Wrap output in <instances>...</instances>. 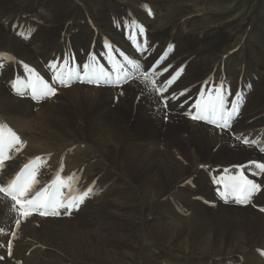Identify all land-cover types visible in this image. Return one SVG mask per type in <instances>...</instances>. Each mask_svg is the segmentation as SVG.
<instances>
[{"label":"bare ground","instance_id":"bare-ground-1","mask_svg":"<svg viewBox=\"0 0 264 264\" xmlns=\"http://www.w3.org/2000/svg\"><path fill=\"white\" fill-rule=\"evenodd\" d=\"M233 2L0 0V122L27 143L0 179L43 156L48 169L39 188L64 161L66 174L79 173L81 186L93 189L70 220L21 218L0 194V264H264V190L241 208L220 204L208 181V171L264 162L242 143L250 136L264 141V0L240 26ZM149 6L155 18L147 16ZM128 18L148 31V67L167 45L173 50L167 65L187 64L173 91L186 94L169 110L144 78L120 89L72 86L60 100L36 105L11 94L9 82L21 70L16 61L43 70L70 47L79 57L103 38L124 47L118 25ZM18 31L34 37L27 42ZM7 54L15 59L7 62ZM204 82L229 83L235 91L252 86L232 132L182 115L187 108L179 105ZM260 180L264 186V174Z\"/></svg>","mask_w":264,"mask_h":264},{"label":"snow or ice","instance_id":"snow-or-ice-1","mask_svg":"<svg viewBox=\"0 0 264 264\" xmlns=\"http://www.w3.org/2000/svg\"><path fill=\"white\" fill-rule=\"evenodd\" d=\"M140 32L143 34L142 28L140 29ZM169 51H171V49H169ZM127 63L136 71L140 70L139 65L132 64L131 61H127ZM95 65L96 58L92 57V64L82 66V74L73 69L71 72L67 73V80L63 78V69H61L60 72L55 74L53 84L58 82L63 86H68L73 75H75V77L82 83L85 82L84 77H88L87 82H93L94 79L105 76L106 74L103 69H97ZM50 67L56 69L57 66L53 64ZM114 70L118 71L119 68ZM140 75L144 77L145 81L150 78V74H146L145 72H140ZM179 75L180 72L173 75L167 81V86H170ZM34 76L35 74L29 70V83L27 87L31 90L33 99L54 96L56 94L55 88L44 83L42 80L37 78L35 82H33ZM122 77L124 82H128L129 79H138L135 72L129 77L127 70L122 73ZM118 84L119 82H117V85ZM37 85H39V87H37ZM12 87L16 90L17 94L21 96L24 95V92L20 91L17 87V83L14 82ZM208 87H211V85H208ZM166 90L167 87L158 91H161V94H163ZM180 95H184V93H181ZM205 95V92H201L198 99L193 102L195 112L190 115V118L194 121L200 120L215 125L217 128L230 129L232 127V121L238 116L239 109L242 107L243 97L239 95L234 96L231 106L229 107L226 97L231 95V93H229L222 85L217 86L214 89V93H207V96L209 97L207 100L205 99ZM178 98V96L174 97V99ZM162 103L167 107V100L162 101ZM0 136H2V138H0V167H2L4 162L9 159L8 152L21 142L14 133L10 132L2 125H0ZM237 138L239 139V137ZM242 143L248 145L250 142L245 138L242 140ZM251 143L255 144L256 142L252 141ZM42 163L44 162L41 161L39 157L30 161L29 164L25 166L24 170H22V172L19 173L11 183L7 186H0V193L3 194V197L10 198L15 202L11 205V208L18 212L19 217L21 218H27L34 212L40 216H57L60 215V209H67L65 215H71L73 210H78L80 204L93 193V189L88 188L82 194H73L65 199V194L61 192L60 189L63 187H69L70 190H74L72 189L73 177L71 176L68 177L67 180H62L58 174L51 184L46 185L43 189L37 192L34 197L24 201L21 200L22 197L27 195L33 184L36 182L37 168L41 166ZM254 167L258 169V171L252 172L250 175L258 176L264 173V163H255ZM62 170L63 169L61 168V171ZM228 186L230 187L231 193L237 204H250L253 195L261 191V186L258 183L248 180L243 174L230 177V183ZM260 211L264 212V208H261ZM21 222V219H16L15 228H19ZM14 235L15 233L13 232V236Z\"/></svg>","mask_w":264,"mask_h":264},{"label":"rangeland","instance_id":"rangeland-1","mask_svg":"<svg viewBox=\"0 0 264 264\" xmlns=\"http://www.w3.org/2000/svg\"><path fill=\"white\" fill-rule=\"evenodd\" d=\"M260 0H234L233 5H235V13L238 15V25H242L243 22L253 11L254 7L258 4ZM60 92L59 94H61ZM58 99H61V96H57ZM79 214H77V217ZM59 254V253H58ZM60 255V254H59ZM21 264V263H20Z\"/></svg>","mask_w":264,"mask_h":264}]
</instances>
